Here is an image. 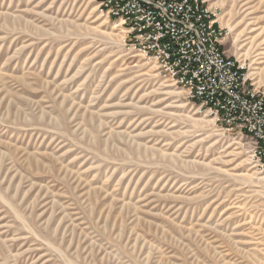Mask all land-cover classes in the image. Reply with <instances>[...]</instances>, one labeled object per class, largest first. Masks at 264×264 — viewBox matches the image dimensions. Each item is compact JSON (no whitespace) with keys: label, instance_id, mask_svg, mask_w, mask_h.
<instances>
[{"label":"rangeland","instance_id":"1","mask_svg":"<svg viewBox=\"0 0 264 264\" xmlns=\"http://www.w3.org/2000/svg\"><path fill=\"white\" fill-rule=\"evenodd\" d=\"M206 2L264 89V0ZM250 149L96 0H0V264H264Z\"/></svg>","mask_w":264,"mask_h":264},{"label":"built area","instance_id":"2","mask_svg":"<svg viewBox=\"0 0 264 264\" xmlns=\"http://www.w3.org/2000/svg\"><path fill=\"white\" fill-rule=\"evenodd\" d=\"M96 1L160 77L180 86L227 130L250 139V159L264 173V89L248 82L245 65L226 53L223 28L206 0Z\"/></svg>","mask_w":264,"mask_h":264},{"label":"bare ground","instance_id":"3","mask_svg":"<svg viewBox=\"0 0 264 264\" xmlns=\"http://www.w3.org/2000/svg\"><path fill=\"white\" fill-rule=\"evenodd\" d=\"M124 32H125V30H124ZM132 49V48H131ZM132 50H134V49H132ZM137 51V50H136ZM142 55H144V54H142ZM250 156V155H249ZM253 164V163H252ZM253 166L255 167V165L253 164ZM257 171L258 172H260L258 169H257ZM261 173V172H260ZM263 176V175H262Z\"/></svg>","mask_w":264,"mask_h":264}]
</instances>
